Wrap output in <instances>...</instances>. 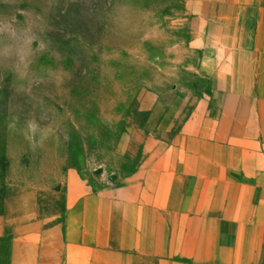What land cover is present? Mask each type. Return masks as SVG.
Returning a JSON list of instances; mask_svg holds the SVG:
<instances>
[{"label": "rangeland", "instance_id": "rangeland-1", "mask_svg": "<svg viewBox=\"0 0 264 264\" xmlns=\"http://www.w3.org/2000/svg\"><path fill=\"white\" fill-rule=\"evenodd\" d=\"M194 1L0 0V264L15 215L20 234L129 193L214 106Z\"/></svg>", "mask_w": 264, "mask_h": 264}, {"label": "crops", "instance_id": "crops-1", "mask_svg": "<svg viewBox=\"0 0 264 264\" xmlns=\"http://www.w3.org/2000/svg\"><path fill=\"white\" fill-rule=\"evenodd\" d=\"M194 4L215 69L214 106L202 100L185 145L141 162L129 193L79 197L66 220L28 222L20 234L15 215L9 264H261L264 0Z\"/></svg>", "mask_w": 264, "mask_h": 264}]
</instances>
